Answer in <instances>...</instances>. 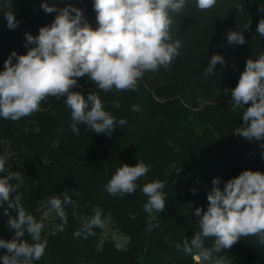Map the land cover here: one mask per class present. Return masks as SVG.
Returning a JSON list of instances; mask_svg holds the SVG:
<instances>
[{"label":"trees","instance_id":"1","mask_svg":"<svg viewBox=\"0 0 264 264\" xmlns=\"http://www.w3.org/2000/svg\"><path fill=\"white\" fill-rule=\"evenodd\" d=\"M43 2L57 8L71 2L83 9L93 28L98 26L94 0H0V71L13 51L23 55L35 46H25L26 33L37 36L42 26L54 20L55 13L46 14L41 8ZM261 7L264 0H217L214 8L201 11L196 0H187L180 13L172 14V40L178 39L181 47L168 70L147 72L136 91L120 93H104L81 78L75 91L97 92L106 110L127 120L111 136L95 134L85 125H79L80 135H75L66 98H50L41 104L44 111L18 122L0 118V153L5 139L20 150L18 158L5 165L19 174L10 183L18 186L25 210L45 225L42 239H47V248L34 264H198L194 257L202 258L195 250L185 253L183 241L190 242L198 230L194 212L197 207L207 210L212 180L219 178L218 187L223 189L244 170L264 172V146L235 135L243 125V114L229 105L231 92L224 94L225 88L236 86L249 58L264 55V38L256 34L264 18ZM6 12L14 13L19 22L16 29L7 27ZM249 21L251 27L244 32L247 42L230 46L227 32L240 31ZM214 54L221 55L224 64L217 63L214 74L205 79ZM113 100L120 101L119 108L112 105ZM133 105L140 110L133 111ZM33 121L35 128L25 130V123ZM138 161L149 166V171L137 182V190L123 197L109 195L105 185L116 169ZM4 175L7 172L0 173ZM157 179L165 183L162 191L167 202L152 220L143 210L147 197L140 189ZM196 184L200 188L193 192ZM64 192L78 207L67 205L64 230H56L61 224L56 216L50 231L40 205L48 209L47 201L53 196L63 198ZM97 209L102 222L109 218L113 228L126 237L123 247L111 238L102 239L100 227H93L91 233L84 230ZM3 212L0 207V239L10 240L13 233ZM9 212L16 216L15 209ZM149 222L158 226L149 231ZM25 239L30 240L27 233L21 238ZM213 243L205 239L204 246L211 249ZM222 256L228 264H264V247L253 237L243 238L231 249L212 253L213 259Z\"/></svg>","mask_w":264,"mask_h":264},{"label":"clouds","instance_id":"2","mask_svg":"<svg viewBox=\"0 0 264 264\" xmlns=\"http://www.w3.org/2000/svg\"><path fill=\"white\" fill-rule=\"evenodd\" d=\"M186 4L187 0H94L98 26L93 28L85 20L83 9L71 2L60 8L43 2V11L55 13V18L50 25L42 26L37 36L25 34V46L35 45L26 54L13 51L4 61L0 71V118L18 122L44 111L42 102L66 98L64 103L72 121L70 128L75 135H80L79 125H85L95 134L111 136L118 126H126L127 120L117 119L106 110L97 92L88 91L85 95L75 91L80 87L78 81L86 78L104 93H120L136 91L147 72L168 70L181 47L178 39L172 40V14L180 13ZM216 4L217 0H196L201 11L211 10ZM260 11L264 12V7ZM5 19L10 30L18 27L13 12H6ZM250 27L251 21L241 25L240 31L229 30L227 43L245 44L244 32ZM256 34L264 38V18L259 20ZM217 63L223 65L224 58L214 54L204 72L205 79L214 74ZM229 92L232 110H241L243 114V125L235 135L249 142L259 141L264 146V55L246 61L236 86L224 89L225 95ZM112 105L119 108L120 101L113 100ZM139 110V105H133V111ZM6 161V156L0 157V173L7 172L0 177V207L8 216L7 226L13 238L0 239V249L6 250L0 259L3 264H34L44 257L47 248V239H42L45 225L25 210L18 186L10 183L14 178L19 179V174L6 169ZM148 171L149 166L142 161L135 166L123 163L107 181L105 191L113 197L131 195ZM219 184V178L212 180L207 210L197 207L194 212L198 230L190 242L183 241L185 253L195 250L208 264H228L226 257L213 259L212 253L231 249L243 238L253 237L264 247V172L244 170L228 180L223 189ZM164 188L165 183L157 179L144 183L140 189L147 197L143 210L152 220L166 207ZM13 193H16L14 199ZM62 197L53 196L47 201L48 212H54L61 220L56 228L61 232L67 223L65 207H78L67 192ZM9 209H15L16 216ZM157 226L149 222L148 230ZM93 227H104L98 209L84 230L91 233ZM26 233L30 240H21ZM205 239L214 241L211 249L205 248ZM164 242H168L167 238ZM175 247L181 249V244Z\"/></svg>","mask_w":264,"mask_h":264},{"label":"rangeland","instance_id":"3","mask_svg":"<svg viewBox=\"0 0 264 264\" xmlns=\"http://www.w3.org/2000/svg\"><path fill=\"white\" fill-rule=\"evenodd\" d=\"M24 126H25L24 127L25 130H29V129H34L36 124H35V121H33L31 125H28L25 123ZM1 147H2V150L0 153V157L6 156L7 161H9L11 159L15 160L18 158V154H19L20 150L18 149V147L16 145H14L12 143V141H10V140L7 141L6 139L3 140ZM199 188L200 187L197 184L192 186V189H195V191H197ZM40 208L42 209L41 216L45 220L46 227L48 228V230L52 231L53 225H54V220L56 218V214L54 212L49 213L48 209H46L43 204L40 205ZM103 224H104V227L102 228V235H101L102 239L111 238L115 241L116 245H118L119 247H123L126 243V237L123 234H121L120 232H118L116 229L113 228L109 218H106L103 221ZM5 252H6V250L0 249V256L4 255ZM194 259H195V257H194ZM195 260L198 262V264H208V262L204 261L203 259H200V260L195 259ZM0 264H3L2 259H0Z\"/></svg>","mask_w":264,"mask_h":264},{"label":"bare ground","instance_id":"4","mask_svg":"<svg viewBox=\"0 0 264 264\" xmlns=\"http://www.w3.org/2000/svg\"><path fill=\"white\" fill-rule=\"evenodd\" d=\"M195 259L200 260V258L198 256H195Z\"/></svg>","mask_w":264,"mask_h":264}]
</instances>
